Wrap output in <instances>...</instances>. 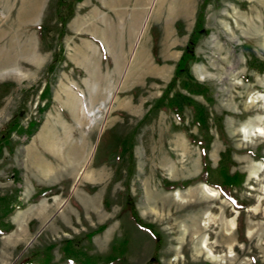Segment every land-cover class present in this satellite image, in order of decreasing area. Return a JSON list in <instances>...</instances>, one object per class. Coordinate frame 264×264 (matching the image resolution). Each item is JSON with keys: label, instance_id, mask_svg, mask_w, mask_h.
<instances>
[{"label": "rangeland", "instance_id": "374dc122", "mask_svg": "<svg viewBox=\"0 0 264 264\" xmlns=\"http://www.w3.org/2000/svg\"><path fill=\"white\" fill-rule=\"evenodd\" d=\"M200 2L79 0L63 27L58 0H0V135L16 124L0 143L12 227L0 264L62 263V249L79 262L113 246L114 264H264V47L252 29L264 36V2ZM193 30V60L168 89ZM179 94L206 109L207 131L186 106L174 115ZM80 103L100 107L89 128ZM199 144L211 169L224 155L243 175L232 194L244 208L196 180Z\"/></svg>", "mask_w": 264, "mask_h": 264}, {"label": "trees", "instance_id": "16d2710c", "mask_svg": "<svg viewBox=\"0 0 264 264\" xmlns=\"http://www.w3.org/2000/svg\"><path fill=\"white\" fill-rule=\"evenodd\" d=\"M79 0H58L59 2V8L61 10L63 9H68L67 11V17H64L62 14V11L59 12V17L60 21H63V27L66 25V22L68 19L73 15V6L74 3L78 2ZM200 34L203 33L198 31ZM198 32L195 30L192 31L190 34V41L187 47L183 50L181 56L179 57L175 69L173 72V77L171 81L169 82L167 88L170 89L177 80L182 75H186V65L189 61L193 60V45L196 41V37ZM61 34V33H60ZM152 54L155 55L156 51L155 49L152 50ZM60 60V58H58ZM62 60V59H61ZM56 61V56L53 58V62ZM260 67V68H258ZM263 67V68H262ZM256 68L260 73L264 74V64L257 63ZM183 88L187 90L188 93L191 94H198L205 96V89L203 86L197 83H193L190 79L187 78V81L183 83ZM160 101V100H159ZM168 106L171 108L173 111L174 115L180 119V112L182 109V106H186L187 108L191 109L192 114H193V122L195 126L199 129L200 132H205L207 131L206 127V109L202 107L201 105L197 104L194 102L191 98L187 96H183L181 94L174 96L172 99L169 100ZM150 112V110H149ZM148 114V113H147ZM147 117V116H146ZM145 117V118H146ZM15 122L10 121L2 130L1 135H0V143H2L5 133L7 134L10 133L15 129ZM36 126L30 124L28 130L26 132L27 136L30 137L35 131H36ZM20 133V132H19ZM200 150L202 152V170L199 173V175L196 177V180L202 181L208 185H211L215 188H217L221 194L227 198L237 209H242L245 207L244 204H241L238 202L236 197L232 194L233 189L237 188L238 186L241 185L243 181V175L239 173H234L230 174L228 170V166L225 163V158L224 155H222L221 160L219 162V165L215 169H211L208 165V160H207V154H206V148L204 147L203 144H199ZM1 151V149H0ZM53 189H44L39 191L37 194L33 196V199H37L39 197L44 196L47 192L52 191ZM0 204H1V209H0V235L6 234L12 230V227L8 224H5L3 222L4 218L8 215L10 210H8L7 205H8V200L6 198L0 197ZM127 209L131 211L132 216L135 218L137 223H141L136 216V213L133 209V206L130 202L126 203ZM149 227V226H148ZM73 252V250L71 251ZM123 254V249L122 247H116L113 246L111 247L109 253L103 257V258H96V257H85L83 261H76L74 258L73 253H69L68 249H62V263L66 264H114L115 262L119 261L121 259V256ZM20 264H38V262L32 263L30 261H25ZM256 264V263H253Z\"/></svg>", "mask_w": 264, "mask_h": 264}, {"label": "bare ground", "instance_id": "6f19581e", "mask_svg": "<svg viewBox=\"0 0 264 264\" xmlns=\"http://www.w3.org/2000/svg\"><path fill=\"white\" fill-rule=\"evenodd\" d=\"M262 2H264V0H261ZM184 4V3H183ZM188 4V3H187ZM155 10V9H154ZM187 10V9H186ZM189 12V11H188ZM135 14V13H134ZM115 15V14H114ZM119 15V14H118ZM117 15V16H118ZM136 15V14H135ZM116 16V15H115ZM133 15H131V17H132ZM138 16V15H137ZM119 17V16H118ZM167 17V16H166ZM173 17V16H172ZM102 18V17H101ZM105 18V17H104ZM117 18V17H116ZM23 19V18H22ZM22 19H21V21H22ZM26 20V19H25ZM115 20V19H114ZM118 20V19H117ZM249 21V19L248 18H245V22L247 23ZM28 23H29V21H27ZM107 22V21H106ZM167 22V21H166ZM79 23V22H78ZM168 23V22H167ZM81 24V23H80ZM114 24V23H113ZM75 25V24H74ZM77 25H79V24H77ZM82 25V24H81ZM110 25V24H109ZM106 26H107V24H106ZM92 27H93V25H92ZM132 27V26H131ZM252 27V26H251ZM113 28H114V26H113ZM168 28V27H167ZM93 29V28H92ZM126 29H127V27H126ZM253 29V31L255 32V34H256V36L257 37H260V41H261V46L262 47H264V36H262V31L260 30V29H258V28H252ZM115 30V29H114ZM120 30V29H119ZM168 30V29H167ZM106 31V30H105ZM116 31V30H115ZM169 31V30H168ZM112 32V31H111ZM118 32V31H117ZM105 35H107V34H105ZM111 35H113L112 33H111ZM103 38V37H102ZM117 38V37H116ZM106 39V38H105ZM114 39V38H113ZM18 40H20V39H18ZM111 42V41H110ZM113 43V42H112ZM114 43H116V42H114ZM118 43V42H117ZM27 44V43H26ZM32 44V43H31ZM24 45V44H23ZM28 45V44H27ZM13 47V46H12ZM15 47H16V45H15ZM19 48V47H18ZM31 48V47H30ZM8 49H10V48H8ZM12 49V48H11ZM84 52H86V51H84ZM17 53V52H16ZM22 53V52H21ZM80 53V52H79ZM82 54H83V52H81ZM90 53V52H89ZM14 54V53H13ZM8 55V54H7ZM88 54H86V56H87ZM90 55H91V53H90ZM85 56V57H86ZM89 56V55H88ZM24 57V56H23ZM89 57H91V56H89ZM117 57V56H116ZM26 58H27V56H26ZM89 59V58H88ZM0 61H1V59H0ZM96 65V64H95ZM90 66V65H89ZM0 68H1V65H0ZM91 71V70H90ZM12 72H14V71H12ZM17 73V72H16ZM93 76V75H92ZM202 77V76H201ZM93 79H94V77H93ZM263 99H264V96L262 97ZM260 99V98H259ZM76 100V99H75ZM66 101V100H65ZM72 101V100H71ZM67 102V101H66ZM83 102V101H82ZM80 105H81V107H82V111H84V116L89 120V123H88V126L86 127V128H89V126H91L92 125V123H93V121H94V119L96 118V113L99 111V108H96V109H90V110H88V109H86V106H85V104L84 103H80ZM103 105V103H101L100 104V106H102ZM49 130V129H48ZM244 130H246V128L244 129ZM256 130V132H258L259 134L260 133H263V130L261 129V128H256L255 129ZM241 131V130H240ZM251 131V130H250ZM245 132V131H244ZM248 133V132H247ZM48 134V133H47ZM246 134V133H245ZM250 135V134H249ZM46 138V137H45ZM254 163V162H253ZM262 165V164H261ZM202 186H204V187H206L207 188V186L206 185H202ZM203 188V187H202ZM208 189H209V187H208ZM211 190V189H210ZM188 191V190H187ZM178 192V191H177ZM176 192V193H177ZM217 192V191H216ZM213 195V194H212ZM211 195V196H212ZM188 197V196H187ZM230 226V225H229ZM195 231H196V229H195ZM194 231V232H195Z\"/></svg>", "mask_w": 264, "mask_h": 264}, {"label": "crops", "instance_id": "0c3cea01", "mask_svg": "<svg viewBox=\"0 0 264 264\" xmlns=\"http://www.w3.org/2000/svg\"><path fill=\"white\" fill-rule=\"evenodd\" d=\"M106 21H107V20L105 19L104 22L107 23ZM136 21H137V20H136ZM102 37H103V35L101 36V38H102ZM103 38H104V37H103ZM103 38H102V39H103ZM57 264H63V263H57Z\"/></svg>", "mask_w": 264, "mask_h": 264}, {"label": "flooded vegetation", "instance_id": "af4514ba", "mask_svg": "<svg viewBox=\"0 0 264 264\" xmlns=\"http://www.w3.org/2000/svg\"><path fill=\"white\" fill-rule=\"evenodd\" d=\"M204 1H205V0H201V2H200V3L202 4Z\"/></svg>", "mask_w": 264, "mask_h": 264}]
</instances>
